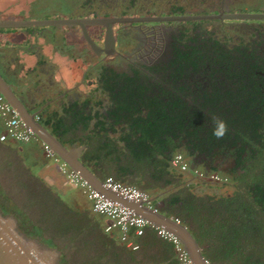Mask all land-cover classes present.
Returning <instances> with one entry per match:
<instances>
[{
    "label": "trees",
    "instance_id": "obj_1",
    "mask_svg": "<svg viewBox=\"0 0 264 264\" xmlns=\"http://www.w3.org/2000/svg\"><path fill=\"white\" fill-rule=\"evenodd\" d=\"M203 40V49L193 51H205L202 66L197 61L189 63L190 60L187 67L176 64L175 71L168 78L172 80L169 88L160 82L157 88L156 85L151 88V82L144 83L128 76L117 91L109 85L104 87L103 91L108 93L106 112L112 133L110 135L106 131V137L102 142L96 141V146L93 141H81L86 149L80 158L101 179L112 177L148 193L166 190L162 195L165 203L160 210L189 227L211 264H264V83L258 78L254 66H247L245 56L241 59L243 63L237 65L236 56L231 54L230 49L211 37L210 40ZM180 57L187 60L190 56ZM179 60L176 62L179 63ZM207 62L211 71L218 72L219 76H228L227 83L215 80L210 89L201 88L203 82L191 76V72L195 71L189 70V65L194 70L196 67L207 70ZM239 69L244 73H240ZM114 75L108 76L107 84L117 78ZM208 76L214 77L212 72ZM214 118L223 120L227 125V132L219 139L213 135ZM40 119L46 125L51 122L50 118L40 116ZM102 122L104 120H99L96 127L102 126ZM62 142L65 145L68 143ZM231 146L235 147L238 157L247 148L251 152L248 157H254L255 152L260 154L252 162L253 165H249L260 169L257 168L258 171L255 170L248 180L232 179L216 167H211L210 171L201 165L190 167L193 156L213 157L217 148L223 151ZM176 154L183 156L189 169L181 171L172 164ZM195 169L203 175H195ZM212 174L220 179H212ZM17 175H20L19 172L10 171L8 164L0 165L1 207L6 212L16 213L28 233H48L47 241L52 242L55 235L68 236L73 228L77 229L72 221L63 216V220L55 217L56 214L47 218L37 208L41 203L28 201L25 204V196H31L29 193L33 191H28L24 183L15 180ZM231 180L241 183V190L231 194L217 192L228 186ZM32 194L34 200L41 197L39 193ZM18 198L21 200L18 201ZM153 202L155 204L156 200ZM248 218L255 222V233L248 229ZM100 231L102 235L101 228ZM76 232L79 229L72 233ZM113 242L118 244L116 238L110 241ZM104 243L100 253H93L88 264H149L147 253L139 256L122 247L126 254L122 258L113 249L115 247L107 245L108 241L104 240ZM62 264L71 263L63 257Z\"/></svg>",
    "mask_w": 264,
    "mask_h": 264
},
{
    "label": "flooded vegetation",
    "instance_id": "obj_2",
    "mask_svg": "<svg viewBox=\"0 0 264 264\" xmlns=\"http://www.w3.org/2000/svg\"><path fill=\"white\" fill-rule=\"evenodd\" d=\"M158 1L164 0H0V12L4 7L8 16L12 18L21 16L15 14V12L13 13L12 10H27V16L23 17L26 20L116 17L146 18L177 15L223 16L224 14L230 13L251 12L250 8L239 6L241 3L237 4L238 2L236 0H189L187 3L185 2L188 6L199 7L205 2L212 1L210 4L207 3L208 7L197 8L198 10L196 12L201 14H193L192 12L195 11L187 9L182 0H167L164 8L159 6ZM38 11L43 14L39 16L35 15V12ZM256 12L264 13V10L259 9ZM1 16L2 14L0 13ZM225 19H229V23L225 24ZM209 21L212 23L211 28H207ZM85 29L91 41L98 47L97 50L86 40L83 30L79 25L27 27L25 29L26 36L22 43L25 44H21L22 46L20 47L14 46L8 49V56H19L17 49H21L26 56L35 57V68H31L29 71L38 69L39 71L50 72L51 74L54 72V69L43 61L44 58L42 59V56H55L56 54V56H90V58L92 57L94 59L83 74L84 78L89 79L87 84L90 83L89 85L91 87L86 85L89 87L88 90L81 91L78 88H72L73 91L69 93L70 90L68 91L67 88H61L59 84L49 80L44 91L38 88V84L36 85L37 87L34 88V91L37 92L36 98L30 91L33 89L29 86L30 84L22 87L24 89L23 91H25L24 93L16 92L31 111H37L35 112L36 115L41 111L49 112L46 117L51 119L49 129H52L53 134L61 141L65 139L72 141L70 147L77 146L74 144L76 140L85 141L86 139L91 142L93 141L92 144L96 146L99 141L102 142L104 137H106V131L111 135V121L106 112L109 105L108 93L106 90L105 92L103 91L104 87H108L107 85H109L114 91H117V89L123 86L124 78L128 76L144 83H147V81L151 82V88H154L153 86L155 85V88H157L158 82L169 88L168 86L172 83V80L168 78L175 71L176 64H182L187 67L191 61H197L202 66V57H206L205 51L203 53H195L193 51L203 49V38L210 40L211 37V39L221 43L223 47L230 49L231 54L236 56L235 61L237 65L243 63L241 59L245 56L247 66L250 67L253 65L256 69L255 72L259 76L258 78L264 83V19L197 17L186 20H139L113 23L111 25L114 40L112 46L109 43L107 46L105 45L108 31L105 24H86ZM227 29L234 30L231 39L227 41L225 38H218L216 33L225 36L224 31H227ZM37 37L43 39V43H34L33 41H37ZM47 44L50 46L51 53H46L44 49V46ZM179 53L180 56L190 57L186 60L184 59L186 57H180L178 55ZM177 60L180 62L177 63ZM189 60L190 62L187 63ZM189 66V70L195 71L191 72V76L203 82L202 89H210L215 80H224L226 83L228 81V76H219L218 72L211 71L212 69L208 62L206 64L207 70L197 67L194 70L192 65ZM7 70L14 72V68H11L10 65L7 66ZM103 72L106 76L105 74L103 76ZM211 72L214 77H219L214 78L208 76ZM239 72L244 73L240 69ZM112 73L117 78L114 79L115 82L110 81L107 84L106 82L109 81L108 76L112 75ZM33 75L36 76V73H33ZM38 81L40 79H37ZM145 86H149V84ZM53 89L55 90L54 92ZM50 96L52 97L49 98ZM188 99L190 100L189 97ZM42 100H46V102L39 107L38 102ZM98 100L101 102L98 103ZM54 102L59 104V107L57 109L47 110L48 105L46 104L51 103L53 105L55 104ZM45 106L47 107L44 108ZM96 112L97 114H95ZM100 114L102 115L99 116ZM36 118L39 120L40 116ZM99 120H104V122H102V126L96 127ZM113 135H117V133H113ZM96 141L97 143H95ZM82 146L81 157L85 154L84 151L86 149L84 145ZM216 151L217 153L213 157H206L205 155L193 156L190 160V167L192 164L196 167L201 165L207 171H210L211 167H216L218 170L228 174V177L232 179L241 178V181L248 180L255 173V170L258 171L257 168L259 167L256 169L255 167H250L253 165L252 162H255L260 156L258 152H255L256 155L254 157H248L251 152L247 148L238 157L234 146L223 151L217 148ZM19 174L15 180H20L28 188V191L39 193L41 196L37 197V200H34L33 192H30L29 194L32 197L26 195L27 201L25 204L28 201L41 203V205H37L39 206L37 208L47 218H53L55 216L54 214H56L55 217L61 218L60 220H63L62 216L68 218L75 227L77 226V229L74 230L73 228L70 233L79 229V232L75 233L76 236H82L85 231H88L86 228L89 224L86 227L84 226L86 218L78 217L73 215L72 212L64 211L60 208V205L51 202L52 198H49L36 186L33 187V183L29 182L23 174L20 172ZM243 176L244 178L242 179ZM31 185H33L32 189ZM18 201H20L19 198ZM59 209L61 211L56 212ZM87 219L91 223L94 221L92 216H87ZM248 220V229L251 228V231L255 233L256 229L253 228L256 226L255 222L250 218ZM97 236L103 238V234L101 235L99 232H97ZM92 239H81L80 245L85 250L84 252L91 250L93 247L95 248V240L91 242Z\"/></svg>",
    "mask_w": 264,
    "mask_h": 264
},
{
    "label": "crops",
    "instance_id": "obj_3",
    "mask_svg": "<svg viewBox=\"0 0 264 264\" xmlns=\"http://www.w3.org/2000/svg\"><path fill=\"white\" fill-rule=\"evenodd\" d=\"M0 13L2 14L0 19L11 18L8 16L4 7ZM25 29L26 28H0V73L2 77L12 87L15 93H24L25 91H23L24 89L22 87L30 84L29 86L33 88L30 91L35 98L37 92L34 91V88L39 86L38 88L44 91L47 83H49V80L53 81V83L59 84L61 88H67L68 91L70 90L69 93H71L73 89L67 86V82H69V75L66 73L67 70H61L59 63L56 62L58 60L54 58L55 56H42V59H45H43V61L46 62L47 65L53 67L54 72L52 74L50 72L39 71L38 69L34 71L31 70L32 72L29 71V69L34 67L36 59L33 56H26L23 54L21 49H17L19 56H8V49L13 48L14 46L20 47L25 44H22L26 36ZM18 34L20 37H17ZM9 65L11 68H14V72H9L7 70V66ZM33 73H36V76H34ZM37 79H40V81H38L39 83L37 82ZM54 91L55 90L53 89V92ZM51 97L52 96L49 98ZM46 100L38 102L39 107L43 105ZM54 103L55 104L53 105L51 103L46 104L48 107L45 106L44 108L47 107V110L57 109L59 104L56 102ZM32 112L35 113L37 111L33 110ZM48 113V111H41L36 115V117L41 116L45 119ZM39 120L44 126L50 128L49 124L51 122L46 125L40 118ZM49 130L52 132V129ZM4 133V119L0 116V135ZM41 141V139H32L29 142H18L12 138L0 141V165L3 163L8 164L10 171L15 172L17 170L23 174L29 182L33 183L34 187L36 186L39 190H41V192H44L48 197L50 196L49 198H52L53 202L55 201V203L61 207L67 208V212H72L75 216L86 218L84 226L86 227L89 224L86 228L89 231L101 232V228L103 231V246L105 245L104 240H106L109 242L107 245L115 247L112 248L119 252L120 255H122V258L125 257L126 254L124 250L121 249L122 247H127L119 239V230L114 228L110 231H105V227L109 223V218L92 210L91 201L86 197L80 188L71 187L65 184L63 173L59 170L57 163L52 158L46 156L42 148ZM64 141H67L68 143L66 146L70 147L72 141H68L66 139ZM80 142L81 141L76 140L74 144L81 145ZM165 192L166 190H159L157 192L153 190L149 192L150 197L153 200H156L155 205L159 210L164 206L165 201H163L164 199L162 198V195ZM160 211L167 214L165 211ZM87 216H92L94 221L91 223L87 219ZM115 238L118 241V244L115 243L116 245L114 242L110 243V241ZM131 238L140 244V248L133 252L139 256L147 253L148 258L146 259L149 264H176L172 244L160 238L152 228H147L145 233L140 237L134 238L131 236ZM127 250L132 252V250L128 248Z\"/></svg>",
    "mask_w": 264,
    "mask_h": 264
},
{
    "label": "water",
    "instance_id": "obj_4",
    "mask_svg": "<svg viewBox=\"0 0 264 264\" xmlns=\"http://www.w3.org/2000/svg\"><path fill=\"white\" fill-rule=\"evenodd\" d=\"M234 18V19H264V13L245 12L230 13L222 15H204V16H162V17H116V18H61V19H0V28H27L31 26L54 25H79L83 30L84 37L97 50V46L91 41L85 29L86 24L103 23L107 26V36L105 45L114 44L111 25L119 22L132 21H164V20H186L193 18ZM0 91L9 101V103L18 111L23 122L38 135V137L47 143L53 151L65 161L70 168L77 171L94 188L105 194L106 197L118 201L119 203L133 209L155 225L162 226L176 235L188 251L194 264H210L205 258L202 246L190 231L189 227L176 217L167 215L160 210H154L145 206L143 203L126 199L111 190L102 186V180L91 171L88 165L82 162V145L68 147L50 132L47 126H44L37 118L36 113L20 99L13 91L12 87L6 82L0 73ZM195 165H191L194 168ZM62 250L55 245H51L41 239L39 236L28 233L22 226L18 215L14 212H6L1 207L0 199V264H61Z\"/></svg>",
    "mask_w": 264,
    "mask_h": 264
},
{
    "label": "built area",
    "instance_id": "obj_5",
    "mask_svg": "<svg viewBox=\"0 0 264 264\" xmlns=\"http://www.w3.org/2000/svg\"><path fill=\"white\" fill-rule=\"evenodd\" d=\"M0 116L4 119L5 124V133L0 135V141H4L7 138H12L18 142H29L32 139H40L34 130L23 122L18 111L9 103L1 91ZM41 143L46 156L52 158L57 163L59 170L63 173L65 184L80 188L91 201L92 210L109 218V223L106 225L105 231H110L114 228L118 229L119 238L124 245L128 249L136 251L140 248V244L134 241L131 236L134 238L140 237L145 233L147 228H152L160 238L172 243L177 264H194L188 251L176 235L162 226L153 224L133 209L106 197L105 194L94 188L77 171L70 168L47 143L44 141H41ZM172 164L181 171H186L190 168L188 162L184 160L181 154H176L173 157ZM193 172L197 176L203 175L198 169H195ZM210 177L215 180L220 179L216 174H212ZM101 180L104 188L126 199L143 203L149 208L159 210L150 195L136 186L119 182L112 177H105ZM176 220L180 221L178 218Z\"/></svg>",
    "mask_w": 264,
    "mask_h": 264
},
{
    "label": "rangeland",
    "instance_id": "obj_6",
    "mask_svg": "<svg viewBox=\"0 0 264 264\" xmlns=\"http://www.w3.org/2000/svg\"><path fill=\"white\" fill-rule=\"evenodd\" d=\"M154 1V0H153ZM167 0L164 1H158L159 6L161 7H165V2ZM184 3L188 2L189 0H182ZM239 4L241 3L239 6H245L247 8L253 9H260V10H264V0H236ZM185 3V7H187V9H191L195 12H192L193 14H201L196 12V10H198L197 8H205L208 7L207 3H212V1H208L203 3L202 5H200L199 7H193V6H188ZM160 7V9H161ZM13 13L15 12V14H19L21 16H15L12 17L13 19H24V16H27L28 12L26 11H21V10H12ZM36 13V14H35ZM35 15H41L43 14L42 12L38 11L35 12ZM225 24L229 23V19H225ZM209 24L207 25V28H211L212 27V23L211 21L208 22ZM190 25V24H188ZM192 25V24H191ZM214 27V26H213ZM234 30L232 29H227V31H224L225 36H222L219 33H216L218 38H225V40H230L232 37V34ZM25 34V33H24ZM17 37H20L19 34ZM37 41H33L34 43L37 44V42H41L43 43V39H41L40 37L36 38ZM41 40V41H39ZM46 53H51L50 50V46L45 45L44 46ZM57 63H59V67L61 68V70L63 71V69H66V73H68L69 75V82H67V86L69 88H78L79 90H88L89 87H87L86 85L87 82L89 81V79H87L86 77L84 78L83 74L84 71L88 68V65L90 63H92V61L94 60L92 57L90 58V56H56L54 57ZM60 60V61H59ZM61 62V63H60ZM84 78V81H83ZM90 86V85H89ZM91 87V86H90ZM14 182V181H13ZM241 183L235 181V180H231V182L228 183V186L224 187V189L222 190H218L217 192L221 193L224 192L225 194H231L233 193L235 190H241ZM21 195H18V197H20ZM19 200H21V198H19ZM24 200H26V198H24ZM95 233V234H94ZM91 232V231H85V233L82 236H76V234L74 233H69V235H72V237L70 238L69 235H65V236H60V235H55L54 239L52 240V242H48L47 241V237H48V233H42V235H37L39 236L41 239H43L45 242L51 244V245H55L58 246L61 250H62V259L63 257L67 258L71 264H75L77 262H79L80 264H88L87 261H89V259H91L93 257V253H95L97 251V253H100V250L103 249V242H101V238L97 236V232ZM98 237V238H96ZM85 238V239H92L91 242H93V240H95V248L93 247L91 250H93L91 252V250H86V252H84L85 250L82 248L81 244V239ZM79 239V242H78ZM62 259H61V264H62ZM72 261V262H71ZM84 262V263H82ZM77 263V264H79Z\"/></svg>",
    "mask_w": 264,
    "mask_h": 264
},
{
    "label": "clouds",
    "instance_id": "obj_7",
    "mask_svg": "<svg viewBox=\"0 0 264 264\" xmlns=\"http://www.w3.org/2000/svg\"><path fill=\"white\" fill-rule=\"evenodd\" d=\"M214 130L213 135L218 139L222 138L227 132V125L223 120L214 118Z\"/></svg>",
    "mask_w": 264,
    "mask_h": 264
}]
</instances>
